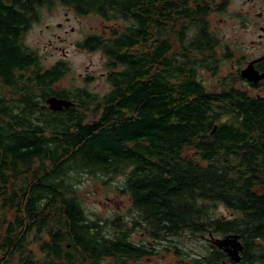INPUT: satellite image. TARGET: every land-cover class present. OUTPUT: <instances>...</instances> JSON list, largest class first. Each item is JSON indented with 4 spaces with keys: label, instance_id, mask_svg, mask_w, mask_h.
<instances>
[{
    "label": "trees",
    "instance_id": "trees-1",
    "mask_svg": "<svg viewBox=\"0 0 264 264\" xmlns=\"http://www.w3.org/2000/svg\"><path fill=\"white\" fill-rule=\"evenodd\" d=\"M55 5L113 22L75 44L102 52V94L86 88L93 76L56 88L68 62L45 67L24 43ZM207 5L0 0V264H151L142 260L162 241L186 256L181 264H264V97L205 86L208 64L195 52L209 50ZM52 96L73 104L51 110ZM83 174L123 175L129 207L89 218ZM220 205L228 215L216 214ZM229 234L243 245L237 262L214 243ZM184 236L207 244L189 256Z\"/></svg>",
    "mask_w": 264,
    "mask_h": 264
},
{
    "label": "rangeland",
    "instance_id": "rangeland-1",
    "mask_svg": "<svg viewBox=\"0 0 264 264\" xmlns=\"http://www.w3.org/2000/svg\"><path fill=\"white\" fill-rule=\"evenodd\" d=\"M212 16V23L224 24L223 20H220L224 18L223 15L213 14ZM112 27L113 22L104 21L97 15H77L65 6L55 5L51 10L45 8L41 10L40 20L32 24L24 34L23 41L37 52L45 67L50 66L57 59L68 62L69 69L60 82L55 85L56 88L70 89L74 86L84 85L82 81L84 77L93 76L86 88L97 91L100 95L108 88L103 81V75L106 73L105 58L99 50L88 51L75 44L88 34L106 36ZM199 74L205 85L216 83V77L210 78L211 71L200 70ZM220 74L222 71L219 72ZM123 184V175L105 176L99 179L86 174L80 176V181L76 182V186L88 217L95 219V215L99 214V217L103 219L111 214L125 211L129 207V199L126 194L119 191ZM1 204L0 200V218L5 211L2 210ZM216 214L226 216L228 212L220 205ZM11 215L12 212L6 214L7 218ZM127 221H129V217H127ZM131 237L135 242H140L142 238H145L138 230L133 232ZM168 244L167 241L159 243V252L151 256L149 260L143 259V263L181 264L183 260H186V256L183 258L176 254L179 249L175 252L171 247L164 248ZM206 244L207 241L203 237L196 239L184 236L178 247L182 252L189 253V256L194 257ZM32 248L37 249L34 246Z\"/></svg>",
    "mask_w": 264,
    "mask_h": 264
},
{
    "label": "flooded vegetation",
    "instance_id": "flooded-vegetation-1",
    "mask_svg": "<svg viewBox=\"0 0 264 264\" xmlns=\"http://www.w3.org/2000/svg\"><path fill=\"white\" fill-rule=\"evenodd\" d=\"M207 7L203 27L209 50L195 54L206 61L208 71L212 68L210 78L216 77V83L205 86L217 85L219 89L221 83L253 97H264V77L252 81L243 74L248 68V74H264V0H208ZM213 14L223 15L220 20L224 24L212 23Z\"/></svg>",
    "mask_w": 264,
    "mask_h": 264
},
{
    "label": "water",
    "instance_id": "water-1",
    "mask_svg": "<svg viewBox=\"0 0 264 264\" xmlns=\"http://www.w3.org/2000/svg\"><path fill=\"white\" fill-rule=\"evenodd\" d=\"M250 72L249 68L243 71L245 77L249 80L256 81L258 78L264 77V74L255 76L253 73L248 74ZM49 109L54 111H61L64 108H68L73 103L67 99L57 98L55 96L49 97L46 100ZM214 243L222 249L233 261L237 262L240 259V252L243 250V245L239 240V236L237 234H229L220 239H215Z\"/></svg>",
    "mask_w": 264,
    "mask_h": 264
},
{
    "label": "bare ground",
    "instance_id": "bare-ground-1",
    "mask_svg": "<svg viewBox=\"0 0 264 264\" xmlns=\"http://www.w3.org/2000/svg\"><path fill=\"white\" fill-rule=\"evenodd\" d=\"M219 248V247H218Z\"/></svg>",
    "mask_w": 264,
    "mask_h": 264
}]
</instances>
